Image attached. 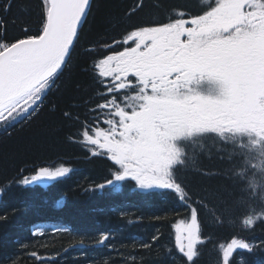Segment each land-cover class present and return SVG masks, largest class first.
<instances>
[{
    "label": "snow or ice",
    "instance_id": "6c2138e0",
    "mask_svg": "<svg viewBox=\"0 0 264 264\" xmlns=\"http://www.w3.org/2000/svg\"><path fill=\"white\" fill-rule=\"evenodd\" d=\"M94 3L39 0L36 31L26 25L12 39L0 16V125L5 130L33 116L71 71ZM12 6L13 0H3L0 13L7 14ZM154 7L159 10L161 4ZM143 9V0H136L118 23L130 22ZM165 15L133 24L122 40L81 46L85 58L94 57L98 47L120 45L121 50L93 61L97 87L89 100L96 102L89 115L96 125L82 126L79 143L86 155L109 162V178L94 190L119 192L132 182L140 190L168 192L189 210L190 219L175 225L174 246L166 255L175 257L172 264H198L201 248L212 242L200 219L209 197L217 201L212 215L217 226L231 222L252 232L264 225V0H199L195 11L171 6ZM64 116L71 118V113ZM66 139L76 142L75 136ZM209 140L238 161L229 172L236 190L205 193L197 203L181 171L211 150ZM71 171L63 165L40 166L31 175L18 174L14 182L57 181ZM6 219L0 216V221ZM42 232L37 229L33 235ZM109 238L103 233L98 243ZM158 240L154 235L152 243L140 247L150 249ZM261 245L264 241L234 234L217 243L218 264H242V253L251 255ZM28 255L38 257L34 251ZM136 260L128 254L121 264Z\"/></svg>",
    "mask_w": 264,
    "mask_h": 264
},
{
    "label": "trees",
    "instance_id": "16d2710c",
    "mask_svg": "<svg viewBox=\"0 0 264 264\" xmlns=\"http://www.w3.org/2000/svg\"><path fill=\"white\" fill-rule=\"evenodd\" d=\"M157 2L161 4L159 10L154 7ZM135 3L136 0H95L73 55L71 71L57 81L58 87L28 120L7 130L0 125V186L4 189L0 216L7 217L0 221V264H121L128 254L136 255L135 264H172L175 259L166 254L174 246L175 225L190 218L189 210L168 192H143L132 182H125L119 192L110 188L94 190L95 185L109 178V162L86 155L79 143L82 126L96 125L95 117L89 115V107L96 102L89 100L97 87L93 83V61L121 50L120 45L98 47L94 57L85 58L80 55L81 46L94 45L98 40H122L133 24L166 19L171 6L195 11L199 0H143V11L130 22L119 24L125 10ZM0 16L6 22L8 39L20 36L26 25L35 32L40 17L39 0H13L11 11ZM65 112L71 113V118L65 117ZM69 136H75L76 142H67ZM213 143L208 141L211 150L200 155L194 167L181 171L197 203L205 193L236 190L229 172L238 161L229 159L228 150L217 151ZM61 165L72 171L56 182L30 186L14 182L18 174L31 175L34 168ZM216 202L209 197L201 209L200 219L212 242L201 248L198 264H218L217 243L234 234L249 241H264V225L252 232H242L231 222L217 226L212 218ZM37 229H43L42 234L33 235ZM103 233L110 238L101 245L98 240ZM154 235L159 240L152 248L140 247L144 242L152 243ZM79 246L83 247L76 248ZM33 251L38 257L28 255ZM242 256V264L264 261V245L254 248L251 255L245 252Z\"/></svg>",
    "mask_w": 264,
    "mask_h": 264
},
{
    "label": "rangeland",
    "instance_id": "374dc122",
    "mask_svg": "<svg viewBox=\"0 0 264 264\" xmlns=\"http://www.w3.org/2000/svg\"><path fill=\"white\" fill-rule=\"evenodd\" d=\"M50 182H52V181H42V182H38V183H40V184H43V183L46 184V183H50ZM153 190H155V189H153ZM143 191H152V190H143ZM0 196H1V194H0ZM189 219H190V218H189ZM189 219H188V220H189ZM183 221H187V220H183ZM179 222H180V221H179ZM179 222H178V223H179Z\"/></svg>",
    "mask_w": 264,
    "mask_h": 264
}]
</instances>
